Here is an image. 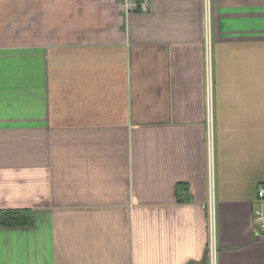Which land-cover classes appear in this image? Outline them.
Masks as SVG:
<instances>
[{"label": "crops", "instance_id": "0c3cea01", "mask_svg": "<svg viewBox=\"0 0 264 264\" xmlns=\"http://www.w3.org/2000/svg\"><path fill=\"white\" fill-rule=\"evenodd\" d=\"M0 0V264H264V0Z\"/></svg>", "mask_w": 264, "mask_h": 264}, {"label": "built area", "instance_id": "2783aa9c", "mask_svg": "<svg viewBox=\"0 0 264 264\" xmlns=\"http://www.w3.org/2000/svg\"><path fill=\"white\" fill-rule=\"evenodd\" d=\"M131 8L137 11H148L149 0H132ZM256 204L253 211V226L256 232L264 231V184L260 185L256 191Z\"/></svg>", "mask_w": 264, "mask_h": 264}, {"label": "trees", "instance_id": "16d2710c", "mask_svg": "<svg viewBox=\"0 0 264 264\" xmlns=\"http://www.w3.org/2000/svg\"><path fill=\"white\" fill-rule=\"evenodd\" d=\"M0 223L6 226H28L32 224L30 211L18 209L1 213Z\"/></svg>", "mask_w": 264, "mask_h": 264}]
</instances>
